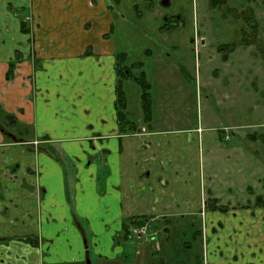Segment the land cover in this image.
Returning <instances> with one entry per match:
<instances>
[{
	"label": "crops",
	"instance_id": "1",
	"mask_svg": "<svg viewBox=\"0 0 264 264\" xmlns=\"http://www.w3.org/2000/svg\"><path fill=\"white\" fill-rule=\"evenodd\" d=\"M114 21L108 0H0V104L32 129L28 143L0 130V264L109 262L125 253L114 237L127 222L169 233L185 217H202L208 264H264V207L240 224L207 212L200 126L120 131Z\"/></svg>",
	"mask_w": 264,
	"mask_h": 264
},
{
	"label": "rangeland",
	"instance_id": "2",
	"mask_svg": "<svg viewBox=\"0 0 264 264\" xmlns=\"http://www.w3.org/2000/svg\"><path fill=\"white\" fill-rule=\"evenodd\" d=\"M163 1L108 0L115 15L112 38L117 53H127L124 63L135 67V76L146 71L151 86V104L146 108L141 86L124 82L128 120H155L162 127L200 126L207 201L216 199L217 208H224L226 217L240 224V212H253L256 201L264 200V144L248 139L264 133V0H225L224 8L211 6L210 0H168V7L161 6ZM177 15L181 19L175 21ZM165 24L175 27L160 31ZM251 24L258 26L256 41L241 45L251 36ZM227 45L235 49L219 50ZM165 51L169 58L162 56ZM139 63L143 68H137ZM160 66H169L173 75H161ZM144 110H150L148 117ZM19 128L23 130L20 126L9 130ZM212 203H207L208 214L214 212ZM201 219H172L169 233L150 227V233L159 234L155 241L148 235L140 241L132 232L140 226H131V236L121 240L125 253L120 258L135 263L137 252L142 251L140 243L150 241L161 246L159 256L167 264H198L195 258L203 252L198 236Z\"/></svg>",
	"mask_w": 264,
	"mask_h": 264
},
{
	"label": "trees",
	"instance_id": "3",
	"mask_svg": "<svg viewBox=\"0 0 264 264\" xmlns=\"http://www.w3.org/2000/svg\"><path fill=\"white\" fill-rule=\"evenodd\" d=\"M210 4L213 7H219V8H224V4H225V0H210ZM228 12H229V8H228ZM232 12V11H231ZM230 12V13H231ZM254 22V21H253ZM166 26L161 27L160 31H166V30H171V28L175 27V25H168L165 24ZM252 26H250L252 28V32H251V36L249 37H245L242 42L241 45H245V46H251L253 43H255L256 41V35H257V31H258V26L255 24H251ZM22 31L25 32L26 34H29L31 29L28 26V24H26V22H24V18L22 20ZM244 35H248L246 32H243ZM253 37V38H252ZM228 49L229 51H233L235 49L234 45H227V46H221L219 48V50H223V49ZM127 53L122 52V53H118L116 55V64H115V71H116V76H117V85H116V102H115V107L116 108V112H117V120L119 123V127H120V131L122 133H135L134 131H136V126L130 121L128 120V115L126 113V108L128 106L127 103V99H126V95L125 92L123 90V84L124 82L130 80L131 82H135L138 85L141 86V88L144 90V92L142 93V95L144 97H146V108H148L147 106L150 105L151 103L149 102L150 97V82L147 81V72L144 70H141L140 76H135L133 73V69L135 67H132L133 69H131V67H127V65H125V59L127 58ZM136 66V65H134ZM138 69L143 68L142 64L139 63V65L137 66ZM14 65L12 63V65L10 66V71L7 74V78L8 80L12 79L14 76ZM145 108V107H143ZM150 110H148L145 115L148 117L147 114L150 115L149 113ZM0 130L2 131V134H4L3 137H5L6 141L8 142H16V143H28L29 142V138L23 137L25 134L28 135L32 134V129L29 128L26 125L20 124V122L16 119V117L13 114H9L7 112H5V110H3L2 105L0 104ZM22 127L23 130H21L19 128V131L17 129H14V131H10L9 129L12 127L17 128V127ZM24 127H26L24 129ZM23 133V136L20 137ZM248 139H250L251 141H261L264 144V133L261 134H253V135H249ZM209 201H212L214 204L212 210H217V200L213 199V200H208L207 203H209ZM257 205L264 207V200L263 199H259ZM206 203V204H207ZM148 220L147 219H135V220H131L130 222H127L126 224H124V238L128 239L129 235H130V227L131 226H142L144 225ZM30 244L35 245L36 243L34 242L33 239L31 238H27V240Z\"/></svg>",
	"mask_w": 264,
	"mask_h": 264
},
{
	"label": "flooded vegetation",
	"instance_id": "4",
	"mask_svg": "<svg viewBox=\"0 0 264 264\" xmlns=\"http://www.w3.org/2000/svg\"><path fill=\"white\" fill-rule=\"evenodd\" d=\"M165 1H167V0H165ZM164 2V1H163ZM170 3V2H169ZM162 5H163V3H162ZM161 5V6H162ZM164 7V6H163ZM176 19H174L175 21H177V20H180L181 19V17L180 16H176L175 17ZM169 19V17H165V20L167 21ZM174 26V25H173ZM224 208H220V209H217V210H214L216 213L218 212V215L219 214H221L222 216H227V213H224L226 210L224 209ZM211 211H213V210H211ZM229 217H231V216H228V217H226V218H229ZM145 225H147L148 227H149V230H148V233H147V235L149 236V239H150V241H155L156 240V237H158L159 236V234L157 233V234H155L154 232L153 233H150V232H152V231H150V227H152V222H151V220H148L144 225H142V226H145ZM219 225V227H220V230L219 231H222V230H225L226 229V225H225V223L223 222V223H221V224H218ZM141 227V226H140ZM131 236V233H130V235H129V237ZM198 236L199 237H201V242H202V247L204 248V245L206 244V242H207V237H206V234H205V232H204V229L202 230V233L200 232H198ZM87 237V235L85 236V238ZM128 237V238H129ZM143 238V237H142ZM159 238V237H158ZM141 239V238H140ZM114 240H115V245L116 246H122L123 247V243H122V241L124 242L125 241V238H124V231L122 232V233H118V234H116L115 235V237H114ZM122 240V241H121ZM85 241H86V248L88 249V247L90 246V244H89V240H88V238L87 239H85ZM150 241H148L147 243H150V244H152V245H148V247L147 246H145V247H142L141 248V250L142 251H140V252H137V260H136V262L135 263H133V264H167L166 263V260H164V258H162V257H160L159 256V254L162 252V249H161V246H159V244H157L156 242H154V243H151ZM145 250V251H144ZM147 254L148 253V255L147 256H144V254ZM219 257L221 258V259H223V257L224 256H222V253H220L219 254ZM91 258H93L92 256H91ZM91 258H88V259H90L89 260V262H87V264H92V262H91V260L92 261H96V263L97 264H132V263H126L125 261H122L121 260V258L120 257H118V259H116V260H112V261H110L109 260V262H105L108 258H106V256L104 257V256H102V255H96V258H93V259H91ZM236 258V257H235ZM235 258H233L234 259V261H235ZM195 261L198 263V264H208V262H207V260L205 259V257L203 258V256L201 255V256H196V258H195ZM168 263H169V261H168ZM230 263H234L233 261L232 262H230ZM180 264H185L184 262L183 263H180Z\"/></svg>",
	"mask_w": 264,
	"mask_h": 264
},
{
	"label": "built area",
	"instance_id": "5",
	"mask_svg": "<svg viewBox=\"0 0 264 264\" xmlns=\"http://www.w3.org/2000/svg\"><path fill=\"white\" fill-rule=\"evenodd\" d=\"M25 21L28 22V24H30L31 23V17H27ZM148 230H149V227L147 225H145V226H141V227H136L132 232L138 238H142L145 235H147Z\"/></svg>",
	"mask_w": 264,
	"mask_h": 264
},
{
	"label": "water",
	"instance_id": "6",
	"mask_svg": "<svg viewBox=\"0 0 264 264\" xmlns=\"http://www.w3.org/2000/svg\"><path fill=\"white\" fill-rule=\"evenodd\" d=\"M170 5V3H169V1L167 0V1H164L163 2V5L162 6H164V7H168Z\"/></svg>",
	"mask_w": 264,
	"mask_h": 264
}]
</instances>
